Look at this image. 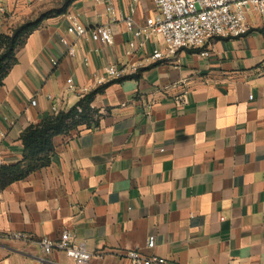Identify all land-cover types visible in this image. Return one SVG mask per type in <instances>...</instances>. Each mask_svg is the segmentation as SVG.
Listing matches in <instances>:
<instances>
[{
    "label": "crops",
    "instance_id": "0c3cea01",
    "mask_svg": "<svg viewBox=\"0 0 264 264\" xmlns=\"http://www.w3.org/2000/svg\"><path fill=\"white\" fill-rule=\"evenodd\" d=\"M62 1L0 0L1 31ZM114 2L125 15L135 8L137 25L156 11L152 0ZM69 15L86 27L110 23L97 0H74L16 49L0 83L1 165L23 161V131L57 115L53 103L67 112L79 102L68 79L97 91L96 114L52 137L47 166L0 191V264H73L39 243L64 232L86 245L90 264H132V251L165 264H264V14L248 15L244 36L178 51L99 87L94 73L133 64L154 44L129 55L125 24L113 25L108 45L69 33Z\"/></svg>",
    "mask_w": 264,
    "mask_h": 264
},
{
    "label": "built area",
    "instance_id": "2783aa9c",
    "mask_svg": "<svg viewBox=\"0 0 264 264\" xmlns=\"http://www.w3.org/2000/svg\"><path fill=\"white\" fill-rule=\"evenodd\" d=\"M138 1L134 0L136 3ZM97 2L104 6L110 23L86 27L81 24L76 15H69V33L112 45L115 41L113 25L123 23L133 35V39L128 42L129 55H136L144 50L148 42L154 44V48L150 53L142 54L141 58L133 64L108 65L104 68V76L94 73L92 77L95 87L104 85L108 80L123 79L128 74L134 76L143 67L169 61L170 57L178 51L203 48L215 38L244 36L249 32L248 15L250 13L264 14V0H152L155 14L147 17L144 24L137 25L134 20V7L128 15H125L117 8L114 0H97ZM7 14L6 7L1 5L0 55L5 51L7 38L13 34V30L6 33L1 31L8 17ZM68 53L75 56L73 46H68ZM201 54L209 55L208 51H203ZM53 62L57 64L56 61ZM84 63L88 66V59H85ZM67 90L77 93L79 101L92 92L89 87L78 90L71 78L67 80ZM48 98L53 99L51 95ZM183 102H186L185 97ZM32 104L36 105V101L33 100ZM51 110L53 114H58L61 108L57 103H53ZM16 236L22 238L25 235ZM39 243L45 255L59 250L71 258L73 264H90L91 252L84 243H76L70 232L62 233L58 240L52 241L45 238ZM147 246L150 249L155 247L153 236L147 240ZM129 259L132 264L166 263L164 259L156 255H145L138 251L130 252Z\"/></svg>",
    "mask_w": 264,
    "mask_h": 264
},
{
    "label": "trees",
    "instance_id": "16d2710c",
    "mask_svg": "<svg viewBox=\"0 0 264 264\" xmlns=\"http://www.w3.org/2000/svg\"><path fill=\"white\" fill-rule=\"evenodd\" d=\"M74 0H65L64 6L60 9L41 14L35 20H29L13 29L12 36L6 40V48L0 55V83L6 76L9 68L15 62L16 49L23 43L24 39L47 17L63 14L67 11L69 3ZM135 76H130L132 78ZM125 79V78H124ZM120 79L119 81H121ZM97 91L91 92L81 99L67 112H60L45 118L38 125H30L22 133V141L25 148L22 162L11 165H0V191L11 182L20 180L34 171L47 166L53 152L52 137L63 133L71 125L88 123L94 120L96 111L91 109L93 96ZM79 109L81 111H79Z\"/></svg>",
    "mask_w": 264,
    "mask_h": 264
},
{
    "label": "rangeland",
    "instance_id": "374dc122",
    "mask_svg": "<svg viewBox=\"0 0 264 264\" xmlns=\"http://www.w3.org/2000/svg\"><path fill=\"white\" fill-rule=\"evenodd\" d=\"M63 1L62 0H49V3H62ZM19 26V25H18ZM17 26V27H18ZM16 28V26L13 28V29H15ZM12 29V30H13Z\"/></svg>",
    "mask_w": 264,
    "mask_h": 264
}]
</instances>
